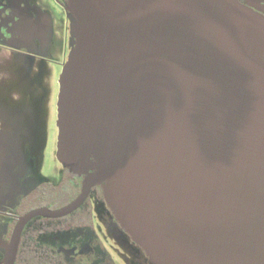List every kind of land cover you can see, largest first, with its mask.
Returning a JSON list of instances; mask_svg holds the SVG:
<instances>
[{
  "label": "water",
  "instance_id": "water-1",
  "mask_svg": "<svg viewBox=\"0 0 264 264\" xmlns=\"http://www.w3.org/2000/svg\"><path fill=\"white\" fill-rule=\"evenodd\" d=\"M64 9L56 158L85 178L66 207L19 220L2 264L27 220L68 214L98 184L150 264H264V18L235 0Z\"/></svg>",
  "mask_w": 264,
  "mask_h": 264
},
{
  "label": "flooded vegetation",
  "instance_id": "flooded-vegetation-1",
  "mask_svg": "<svg viewBox=\"0 0 264 264\" xmlns=\"http://www.w3.org/2000/svg\"><path fill=\"white\" fill-rule=\"evenodd\" d=\"M55 1L63 8L66 5V0ZM235 1L264 18V0ZM46 19L49 15L33 0H0V58L23 55L46 60L51 43V19L47 38L42 30ZM31 97L0 95V245L10 243L15 226L28 213L57 211L73 202L85 178L57 160L56 120L53 124L44 96ZM53 127L57 163L53 171L44 172L47 132ZM4 252L0 248V264ZM117 260L150 264L143 249L116 220L98 184L68 214L27 220L14 264H116Z\"/></svg>",
  "mask_w": 264,
  "mask_h": 264
},
{
  "label": "rangeland",
  "instance_id": "rangeland-1",
  "mask_svg": "<svg viewBox=\"0 0 264 264\" xmlns=\"http://www.w3.org/2000/svg\"><path fill=\"white\" fill-rule=\"evenodd\" d=\"M39 9L51 19V43L47 50V59H29L23 55H10L0 58V95L12 97L33 96L45 97L49 116L53 124L56 120L59 76L62 66L71 49L70 18L63 7L55 0H33ZM29 103L27 104V106ZM47 149L44 172L53 171L56 162L54 157V133L48 129ZM116 264H122L118 260Z\"/></svg>",
  "mask_w": 264,
  "mask_h": 264
}]
</instances>
